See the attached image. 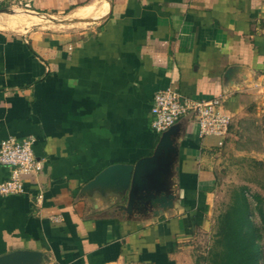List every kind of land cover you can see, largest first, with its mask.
Here are the masks:
<instances>
[{"label":"crops","instance_id":"1","mask_svg":"<svg viewBox=\"0 0 264 264\" xmlns=\"http://www.w3.org/2000/svg\"><path fill=\"white\" fill-rule=\"evenodd\" d=\"M167 87L223 96L231 128L219 146L182 116L172 204L128 208L130 185L117 176L91 183L153 153L150 107ZM263 91L264 0H0V141L31 135L42 164L23 193L0 194V256L198 264L194 240L214 222L219 167L239 151L237 123ZM9 174L0 165V182Z\"/></svg>","mask_w":264,"mask_h":264},{"label":"built area","instance_id":"2","mask_svg":"<svg viewBox=\"0 0 264 264\" xmlns=\"http://www.w3.org/2000/svg\"><path fill=\"white\" fill-rule=\"evenodd\" d=\"M221 95L208 99H193L183 96L177 90L167 87L153 95L150 107V125L158 133L169 128L182 116L192 114L198 125L199 136L212 135L223 145L229 134L231 115L224 110ZM34 137H8L0 141V165L8 167L9 177L0 182V194L24 192L25 175H35L42 169L41 161L33 151ZM40 197V195H38ZM57 220L58 215H52Z\"/></svg>","mask_w":264,"mask_h":264},{"label":"rangeland","instance_id":"3","mask_svg":"<svg viewBox=\"0 0 264 264\" xmlns=\"http://www.w3.org/2000/svg\"><path fill=\"white\" fill-rule=\"evenodd\" d=\"M28 19L38 20L30 16ZM38 21L48 23L46 20L39 19ZM248 105L247 114L241 118L242 122L239 126V131L242 133L241 141L245 142L247 149L229 152L219 167L221 171L220 185L214 197L215 214L211 218V220L214 219V222H211L210 227L206 230L199 231L194 240L196 242L194 252L200 261L198 264H203L200 257L206 253L212 243L216 216L225 207L233 186L246 184L250 194L259 193L263 198L262 206L264 208V91L256 94ZM250 201L252 203V219L260 227L258 239L262 253H264V227H261L260 217L252 197H250Z\"/></svg>","mask_w":264,"mask_h":264},{"label":"water","instance_id":"4","mask_svg":"<svg viewBox=\"0 0 264 264\" xmlns=\"http://www.w3.org/2000/svg\"><path fill=\"white\" fill-rule=\"evenodd\" d=\"M178 125L174 123L160 133L153 153L135 163H114L101 170L91 184L110 181L117 176L124 187L130 185L128 208L170 206L175 194L170 188V176L178 147L175 135ZM40 253L24 250L0 256V264H39Z\"/></svg>","mask_w":264,"mask_h":264},{"label":"trees","instance_id":"5","mask_svg":"<svg viewBox=\"0 0 264 264\" xmlns=\"http://www.w3.org/2000/svg\"><path fill=\"white\" fill-rule=\"evenodd\" d=\"M241 122L242 119L237 125L240 126ZM230 128L231 122L229 131ZM236 134L235 148L246 150L245 142L241 141V131ZM250 197L254 199L261 227H264L262 196L257 192L250 194L246 184L233 186L225 207L216 216L212 243L200 257L203 264H264V253L258 239L260 227L252 219Z\"/></svg>","mask_w":264,"mask_h":264}]
</instances>
